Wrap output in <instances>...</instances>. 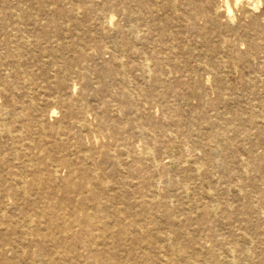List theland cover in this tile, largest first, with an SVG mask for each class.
<instances>
[{
    "label": "bare ground",
    "instance_id": "1",
    "mask_svg": "<svg viewBox=\"0 0 264 264\" xmlns=\"http://www.w3.org/2000/svg\"><path fill=\"white\" fill-rule=\"evenodd\" d=\"M258 2L263 6L256 14ZM233 9L239 10L242 16L236 25L230 24ZM107 10L117 13L123 23L116 22ZM110 26L116 34L109 41L112 40L118 52L113 57L121 79L116 77L115 67H109L107 74L95 71L94 80L98 83L90 95L104 105V110L115 107L117 95L119 101L115 109L120 114L123 110L141 108L127 80L128 71L133 68L143 74L150 87L188 88L190 93H195L193 89L205 85L203 73L216 88L220 80L215 71L236 70L239 63L253 67L254 59L264 56V43L258 41L264 40V0H0V95H15L20 77L30 75L25 55L31 53L35 59L47 58L46 72L57 67L53 73L41 74V78H47L45 92L59 93L56 104L65 109L60 132L49 130L46 116L40 113L41 107L32 100L18 111L10 109L7 102L4 105L8 108L0 110V226L5 227V231L0 230V264H22L17 258L23 259V264H56L55 256H60L66 264H127L131 256L112 251V247L107 246V234L93 237L77 234L88 229L90 216L102 212L110 218L96 220L93 228H102L110 234L116 232L117 237L110 240L112 246L124 244L126 240L138 245L140 239L149 236H140L139 233L147 229V223L135 216L151 209L166 211L157 194L161 174L153 173L159 160L142 137L146 124L137 126L139 140L136 143L116 124L120 120L87 121L85 100L89 99L82 92L77 98L72 97V91L82 79L86 85L93 82L78 69L89 57L88 50L99 48L96 36L105 37ZM242 47L244 50L239 53ZM107 65L112 66V60ZM34 82L35 87L42 86V80ZM143 95L149 105L161 104L164 99L161 94ZM55 112L53 107L49 113ZM164 126L159 123L153 129L161 136L167 129ZM71 129L86 133L89 140H96L95 132L102 136L105 130H109L113 139H118L119 135L121 153L129 160L126 173L130 179H138L137 189L130 190L126 196L116 182L102 180L96 171L109 157L107 152L101 149L103 157L95 160L93 156L99 150L81 140L71 142L77 150L70 149ZM213 134L223 137L222 132ZM186 140L192 144L197 142ZM139 141L145 143L144 149L138 147ZM221 145L219 155L224 156ZM137 148L139 155L131 156ZM63 150L66 153H61L64 157H60ZM55 151L59 152L55 154ZM164 156L169 157L167 153ZM143 162L146 166L140 167L139 163ZM59 166L68 168V176L77 174V179L61 181ZM57 190L68 191L70 195L58 197ZM148 195L153 199H145ZM8 198L12 199L10 205L5 202ZM60 200H67L69 204L62 206ZM38 204L41 209L34 212ZM35 213L45 218L43 228L48 232H42L38 223L32 222ZM55 219L60 221L54 222ZM165 219L176 231L174 246L182 249L179 236L183 227L176 225L169 213ZM146 240L148 245L158 241L155 236L151 241ZM45 244H49V248L45 249ZM79 244L84 246L86 256L76 250ZM171 247L169 243L168 249ZM6 251L11 252V258L4 256ZM146 254L142 253L140 258L145 259ZM186 261L188 263V259H184L185 264ZM228 263L231 264L232 259L223 260V264Z\"/></svg>",
    "mask_w": 264,
    "mask_h": 264
},
{
    "label": "rangeland",
    "instance_id": "2",
    "mask_svg": "<svg viewBox=\"0 0 264 264\" xmlns=\"http://www.w3.org/2000/svg\"><path fill=\"white\" fill-rule=\"evenodd\" d=\"M262 6V2L257 3L256 14ZM106 12L112 13L116 22L123 23L117 13L111 10ZM231 12L234 14L231 13L230 24L236 25L242 18L241 12L237 9ZM221 20L224 21L225 17H221ZM107 32L105 37L96 36L95 41L98 42L99 48L89 49V57L81 62L83 67L78 69L79 72L86 73L88 79H93V82L86 85L85 79H82L81 83L76 84L71 96L77 98L79 92H82L89 99L85 100L88 111L87 121L109 122L111 118L115 121L120 120L116 124L123 127L125 134L136 143L139 140L136 133L137 126L146 124L147 130L142 137L159 160L158 166L153 167V173L161 174L157 182V194L161 203L165 204L166 211L159 208L158 211L153 212L151 209L135 216L137 220L141 218L142 223H147V229H143L139 233L140 236H149L142 238V241L140 239L138 245L126 240L119 246L113 244V247V242L110 240L117 237L116 232L110 234L102 228H93L96 220L110 218L102 212L97 216H90L88 229H83L77 235L93 237L95 234H107L109 237L107 246L112 247V251L116 250L120 254L128 253L131 256L127 264H185L184 259H188L187 264H223L226 258L232 259L231 264H264V56L255 58L253 67L239 63L236 70L215 71L216 77L220 80L216 88L211 78L203 73L206 77L205 85L193 89L195 93H190L188 88L150 87L143 79V74L133 68L128 71L127 80L130 82L131 90L134 91V100L141 108L137 111L134 108L123 110L120 114L115 109L119 101L117 95V100L114 101L115 107L112 106L111 110H104V105L91 99L90 95L98 83L94 80L95 71L107 74L109 67H115L114 73L121 79V75L117 73L119 68L116 65V58L113 57L117 56L118 52L114 50L112 40L109 41L116 34L111 26ZM258 41L260 44L264 43V40ZM243 50V47L240 48L239 53ZM25 57L26 68L30 75L20 77L19 84L15 87V95H0V104L4 105L7 102L10 109L18 111L32 100L33 104L41 107L40 113L46 116L49 130L60 132L65 109L56 104L59 93L45 92L44 85L47 84V78H41V74L46 72L44 64L47 58L39 56L35 59L31 53L26 54ZM122 58L123 61L126 60L124 55ZM60 60L61 57L58 56L59 63ZM110 60L112 66L107 65ZM54 69L57 67H51L46 74L53 73ZM72 78L75 80L73 76ZM39 80H42V86L35 87L34 81ZM112 92L115 93L116 90L112 89ZM153 93L164 95L161 104L146 103L143 94ZM6 106H0V110ZM53 107L56 108V112L50 115L49 112ZM149 119L153 125L149 124ZM159 123L167 128L166 131L163 130L161 136L153 129V126ZM71 130L70 144L81 140L85 145L98 149L99 152L93 156L95 160L103 157L101 149L107 152L109 157L98 165L96 171L102 180L108 183L116 182L115 185L123 189L126 196L130 190L137 189L138 179H130L126 173L125 167L129 160H125V155L121 153L119 135H117L118 139H113L109 135V130H105L106 133L102 136L99 132H95L96 140H89L86 133L80 134ZM213 132H222L223 137L214 135ZM187 138L197 142L193 145L186 140ZM44 140L47 138L44 137ZM220 144L224 156L219 155ZM138 145L139 148H145L143 141H139ZM69 148L77 150L72 144ZM135 152H132L131 156L139 155L138 148ZM61 153L66 152L60 151V157ZM166 153L169 157L164 156ZM134 163L136 166L137 163ZM139 166L145 167L146 162L139 163ZM58 168L61 181L66 182L68 178L72 181L77 179V174L68 176L67 167ZM86 186L89 188V184ZM68 195H70L68 191H56L58 197ZM145 199L150 200L153 197L148 195ZM11 200L8 198L5 202L10 205ZM59 202L62 206L69 204L67 200ZM40 209L41 205L38 204L33 211L39 212ZM132 213L134 214V211ZM167 213L176 225L183 227L179 236L182 249L174 246L176 231L166 224ZM44 220L42 215L36 216L35 213L32 216V222L38 223L42 232H48L49 230L43 228ZM56 221L60 219H55L54 222ZM4 228L0 226V230L5 231ZM16 230L18 231V228ZM154 236L158 241L155 240L153 244L148 245L146 239L151 241ZM169 243L173 247L168 249ZM151 245L154 247L151 248ZM47 246L49 248V244L45 249ZM76 250L86 256L87 252L83 245L79 244ZM145 252L147 253L145 259L140 258ZM4 256L11 258L12 254L6 251ZM17 261L24 263L23 259L17 258ZM55 262L66 264L60 256H55Z\"/></svg>",
    "mask_w": 264,
    "mask_h": 264
}]
</instances>
